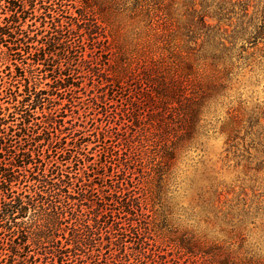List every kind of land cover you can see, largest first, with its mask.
Returning <instances> with one entry per match:
<instances>
[{"label":"rangeland","instance_id":"1","mask_svg":"<svg viewBox=\"0 0 264 264\" xmlns=\"http://www.w3.org/2000/svg\"><path fill=\"white\" fill-rule=\"evenodd\" d=\"M62 1L65 17L87 16L112 79L138 101V127L122 126L121 134L130 142L155 138L133 175L143 211L153 212L154 247L172 264H264V42L246 41L264 22V0ZM13 63L0 64L3 115L12 111L13 65L21 71ZM142 71L155 79L139 81ZM160 82L172 87L168 112L148 100ZM79 97L86 107V93ZM57 109L64 126L77 122L70 106ZM82 111L78 123L90 118ZM191 251L202 255L184 254Z\"/></svg>","mask_w":264,"mask_h":264},{"label":"trees","instance_id":"2","mask_svg":"<svg viewBox=\"0 0 264 264\" xmlns=\"http://www.w3.org/2000/svg\"><path fill=\"white\" fill-rule=\"evenodd\" d=\"M62 2L0 0V64L21 68L13 65L9 77L12 111L0 113V264H172L152 244L153 212L143 211L133 178L155 138L130 142L121 134L122 126L138 127V101L112 79L87 16L65 17ZM248 40L264 42L263 21ZM147 72L139 81L155 79ZM83 80L87 92L78 85ZM171 90L160 82L151 98L138 94L139 100L158 99V110L167 111ZM184 90L177 87L181 97ZM80 93L86 107L76 102ZM61 104L77 122L57 120ZM81 109L90 118L78 123Z\"/></svg>","mask_w":264,"mask_h":264}]
</instances>
